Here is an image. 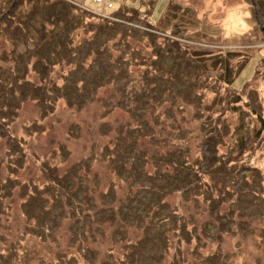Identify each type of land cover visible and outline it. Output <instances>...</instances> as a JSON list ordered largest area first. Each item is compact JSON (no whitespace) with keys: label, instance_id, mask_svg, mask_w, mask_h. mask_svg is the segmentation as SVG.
Returning <instances> with one entry per match:
<instances>
[{"label":"rangeland","instance_id":"obj_1","mask_svg":"<svg viewBox=\"0 0 264 264\" xmlns=\"http://www.w3.org/2000/svg\"><path fill=\"white\" fill-rule=\"evenodd\" d=\"M0 264H264V0H0Z\"/></svg>","mask_w":264,"mask_h":264},{"label":"trees","instance_id":"obj_2","mask_svg":"<svg viewBox=\"0 0 264 264\" xmlns=\"http://www.w3.org/2000/svg\"><path fill=\"white\" fill-rule=\"evenodd\" d=\"M72 28H73V26H72ZM64 39V38H63ZM61 43H62V41H61ZM262 127V126H261ZM261 129H263V128H261ZM242 152V150L240 151V153Z\"/></svg>","mask_w":264,"mask_h":264}]
</instances>
